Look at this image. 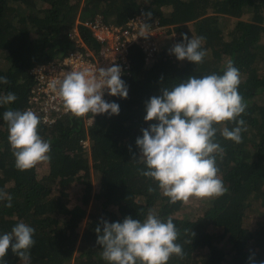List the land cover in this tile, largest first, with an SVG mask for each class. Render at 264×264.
Instances as JSON below:
<instances>
[{
	"label": "trees",
	"instance_id": "16d2710c",
	"mask_svg": "<svg viewBox=\"0 0 264 264\" xmlns=\"http://www.w3.org/2000/svg\"><path fill=\"white\" fill-rule=\"evenodd\" d=\"M147 12L152 13L149 25L157 19L180 40L181 33L205 37L203 63L177 60L169 53L173 43L151 54L133 43L129 73L121 77L128 96L105 100L117 103L119 114H97L88 125L66 113L52 123L41 121L38 133L51 142L50 160L43 162L42 172V163L16 169L3 113L25 110L32 67L72 50L69 33L75 26L85 43L97 48L90 30L77 20L121 24ZM228 60L241 73L239 93L247 107L238 119L247 130L239 144L217 131L224 151L216 162L227 192L200 200L195 217L184 216L188 204L169 203L156 182L138 173L145 165L133 160V154L139 156L135 140L141 129L156 123L143 119L145 102L189 76L222 75ZM0 76L9 81L0 84V96L17 97L0 105V190L12 196L10 208L0 201V235L19 222L33 227L30 264H109L96 243L101 220L122 222L131 216L143 221L149 211L161 220L171 218L179 230L176 242L185 256L173 255L167 264H249L253 254L256 264L264 261V0H0ZM149 186L156 190L149 193ZM4 260L25 264L11 248Z\"/></svg>",
	"mask_w": 264,
	"mask_h": 264
},
{
	"label": "clouds",
	"instance_id": "9594fccd",
	"mask_svg": "<svg viewBox=\"0 0 264 264\" xmlns=\"http://www.w3.org/2000/svg\"><path fill=\"white\" fill-rule=\"evenodd\" d=\"M144 15L150 17L152 13ZM148 27L144 23L142 36L147 37ZM181 37L169 53L177 60L203 63L206 51L201 45L206 38H189L186 33H181ZM121 75L118 64L94 70L83 68L67 72L49 87L57 92L66 114L75 118L91 114L93 120L97 114H119V105L103 97L107 90L111 96L127 98L128 86ZM8 82L6 76H0V84ZM241 82L239 69L228 60L222 75L189 76L171 90L161 88V95L145 102L143 119L156 123L141 129L142 135L135 140L139 156L133 154V160L145 165L138 173L156 182L169 203L187 204L193 198L213 200L227 192L216 162L217 154L224 151L216 134L219 130L223 138L242 143L241 133L247 128L238 117L247 105L239 93ZM16 99L15 93L9 92L0 96V105ZM3 120L8 125L7 139L16 169L30 170L50 160L51 142L39 135L41 119L35 112L9 109L3 113ZM229 124L234 125L231 130ZM147 190L152 193L156 189L149 186ZM4 200L5 207H12V196L0 190V201ZM101 224L102 228L95 229L96 243L102 247L101 258L109 264H167L173 255L180 259L185 256L182 245L176 242L180 233L171 218L161 220L149 211L143 221L125 216L122 222L101 220ZM34 232L33 227L19 222L10 232L0 235V264H6L4 258L9 248L25 264H30ZM253 256H249V264H256Z\"/></svg>",
	"mask_w": 264,
	"mask_h": 264
},
{
	"label": "built area",
	"instance_id": "2783aa9c",
	"mask_svg": "<svg viewBox=\"0 0 264 264\" xmlns=\"http://www.w3.org/2000/svg\"><path fill=\"white\" fill-rule=\"evenodd\" d=\"M77 22L85 25L91 32L97 48L87 45L75 26L69 33L74 40V48L67 54L46 62L38 63L31 69L33 83L29 89L28 105L25 110H32L42 122L52 123L61 114L65 113L62 102L56 91L49 85L54 80L62 79L70 71L83 68H107L118 64L122 69V75L129 73L130 46L137 43L144 50L151 54L160 50V44L155 42L156 32L162 33L167 27L154 19L146 30L147 37L142 36L144 23H147V16L143 13H136L121 24L106 23L100 18ZM173 45L180 43L178 34L171 33ZM110 95L105 90L103 99L107 100ZM86 125L92 122L91 115L83 118ZM86 139L82 144H87Z\"/></svg>",
	"mask_w": 264,
	"mask_h": 264
},
{
	"label": "rangeland",
	"instance_id": "374dc122",
	"mask_svg": "<svg viewBox=\"0 0 264 264\" xmlns=\"http://www.w3.org/2000/svg\"><path fill=\"white\" fill-rule=\"evenodd\" d=\"M170 27V26H169ZM172 32H174L175 34H177L175 31H172ZM171 32V33H172ZM171 33H168L167 31H166V29L162 32V33H158V32H156L155 33V35L157 36L156 38H155V42H158V44H160V45H168L169 47H170V45L172 44V38H170V36H172L171 35ZM169 38V39H168ZM171 39V40H170ZM43 168H44V164H43V162H42V164L41 165H39V167H38V172H42L43 171ZM92 178H93V180H94V177H93V175H92ZM71 197L73 198L74 196H76L75 195V192L74 191H71ZM74 199H72V201H73ZM188 205H187V207L186 208H182V211H181V215H184V216H188V217H195V215H196V212H197V210H196V206L198 205V204H200V200H197V199H191L188 203H187Z\"/></svg>",
	"mask_w": 264,
	"mask_h": 264
}]
</instances>
